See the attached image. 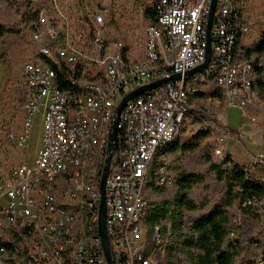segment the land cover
I'll return each mask as SVG.
<instances>
[{
	"label": "built area",
	"instance_id": "built-area-1",
	"mask_svg": "<svg viewBox=\"0 0 264 264\" xmlns=\"http://www.w3.org/2000/svg\"><path fill=\"white\" fill-rule=\"evenodd\" d=\"M26 1L22 18L32 55L23 67L22 123L18 132L0 136V261L106 264L98 231L100 182L115 108L138 86L179 73L122 107L105 184L113 264H164L171 228L145 222L148 167L157 150L180 135L188 94L199 85L214 82L226 106L242 114L255 104L253 65L235 58L238 35L251 32L247 0H216L210 58L191 76L185 72L205 59L211 0H146L155 20L146 24L137 58L122 40L104 35L103 14L85 2ZM37 114L40 145L31 161ZM7 145L23 152L21 162L7 156ZM213 155L223 158L221 145Z\"/></svg>",
	"mask_w": 264,
	"mask_h": 264
},
{
	"label": "rangeland",
	"instance_id": "rangeland-1",
	"mask_svg": "<svg viewBox=\"0 0 264 264\" xmlns=\"http://www.w3.org/2000/svg\"><path fill=\"white\" fill-rule=\"evenodd\" d=\"M82 1L89 2V9L92 12H101L107 24L113 20V25L108 26L104 31L107 38L122 40L128 46L132 57L142 56L147 24L143 17L146 0ZM27 8L26 0H0V23L15 29L0 38V136H3L6 131L18 132L22 123L24 99L22 102L19 100L24 98L23 67L32 55L31 44L22 18ZM243 11L251 26V32L243 36V43L247 46L258 37L264 26V0H247ZM260 65L263 71V88L259 90L256 75H254L256 102L245 110V114L236 107L226 106L223 95L211 98V92L217 90L211 84L199 86L203 95L188 96L187 110L180 132L181 139L190 141L204 127L214 130V133L201 138V145L187 152L182 158L180 169L171 173L174 176L178 172L203 175V183L194 186L190 191V195L199 204L206 199L212 200L222 194L225 189L224 184L215 179L210 164L205 158V155L209 153L212 159L217 160L213 155L216 145H221L224 154H228L237 164L247 166L257 178L262 177L263 171L258 160L264 159V57ZM40 132L41 114H37L30 140L29 159L31 161L40 145ZM222 138L223 141H220ZM8 155L11 158L15 157L17 161L23 160V152L18 153L7 145ZM157 158L159 162L163 160L161 156ZM176 159L175 155H169V164H173ZM148 193L151 196L150 189ZM247 211L244 212L238 205L229 208L230 232H232L229 238L240 246L239 257L246 260H259L258 244L264 242V206L260 202H255ZM176 252L172 263L188 264L185 255L177 249ZM162 259L165 261V257ZM0 264L7 263L0 261Z\"/></svg>",
	"mask_w": 264,
	"mask_h": 264
},
{
	"label": "trees",
	"instance_id": "trees-1",
	"mask_svg": "<svg viewBox=\"0 0 264 264\" xmlns=\"http://www.w3.org/2000/svg\"><path fill=\"white\" fill-rule=\"evenodd\" d=\"M83 6L89 7V2ZM143 17L147 23L154 22L155 11L146 5L143 8ZM113 23V20H110L107 27H111ZM13 31L14 27L0 23V38L5 33ZM111 39L116 40L113 37ZM236 43L235 58L253 65L257 86L262 90L263 71L260 62L264 57V26L251 44L246 46L240 34ZM124 49L128 50V46ZM204 84H211L217 88L211 92V98L222 95L214 82H205L201 85ZM199 86L188 96L203 95ZM23 99L20 98L19 101L22 102ZM212 133L214 130L204 127L190 141L182 140L179 135L157 150L147 172L148 207L145 222L150 228L159 226L164 229L167 225L171 228V235L166 240L164 264H173L176 249L185 255L188 264H264V242L258 244L259 260H246L239 257L240 246L229 238L231 206L238 205L244 212H248L247 209L255 202H260L264 206V164H260L262 177L257 178L247 166L237 164L228 154H224L221 160H214L211 154H206L205 158L215 179L222 182L225 189L222 194L212 200L206 199L200 204L190 195V191L194 186L203 183V175L178 172L174 176L171 173L180 169L182 158L187 152L201 145V138ZM171 154L177 158L173 164L168 162ZM157 156L166 157L159 162ZM162 178L164 182H161ZM149 189L151 196L148 193ZM2 244L13 247L8 242Z\"/></svg>",
	"mask_w": 264,
	"mask_h": 264
},
{
	"label": "water",
	"instance_id": "water-1",
	"mask_svg": "<svg viewBox=\"0 0 264 264\" xmlns=\"http://www.w3.org/2000/svg\"><path fill=\"white\" fill-rule=\"evenodd\" d=\"M215 5H216V0H211L210 4V10H209V17L207 21V28H206V47H205V59L204 61L198 65L195 66L191 69H188L185 72L186 76H191L194 73L198 72L202 68H205L209 58H210V53H211V41H210V31H211V25H212V19L214 15V10H215ZM180 74H174L170 77H164V78H159L157 80L145 83L143 85L138 86L137 88L133 89L132 91L128 92L125 94L119 103L117 104L115 108V113L113 116V119L111 121L110 125V133H109V149H108V155L105 159V166L103 169L102 177H101V182H100V207H99V219H98V231L102 237V242H103V247L105 251V256H106V264H113L111 254H110V248H109V242H108V237L106 234V229H105V214H106V205H105V184H106V178H107V173H108V167L110 163L111 156L113 152L117 148V123H118V115L119 112L121 111L122 107L125 105V103L130 100L131 98L138 96L139 94L151 90L153 88H156L162 84L167 83L170 80L179 78Z\"/></svg>",
	"mask_w": 264,
	"mask_h": 264
}]
</instances>
